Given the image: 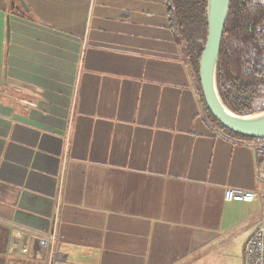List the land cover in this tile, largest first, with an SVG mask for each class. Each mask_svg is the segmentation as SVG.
<instances>
[{
    "label": "crops",
    "instance_id": "1",
    "mask_svg": "<svg viewBox=\"0 0 264 264\" xmlns=\"http://www.w3.org/2000/svg\"><path fill=\"white\" fill-rule=\"evenodd\" d=\"M24 2L0 0V264H242L264 200L224 191L264 192V143L208 125L165 0Z\"/></svg>",
    "mask_w": 264,
    "mask_h": 264
},
{
    "label": "trees",
    "instance_id": "2",
    "mask_svg": "<svg viewBox=\"0 0 264 264\" xmlns=\"http://www.w3.org/2000/svg\"><path fill=\"white\" fill-rule=\"evenodd\" d=\"M174 39L186 61L208 125L230 139H246L218 123L207 109L198 78L207 36V0H165ZM217 86L225 105L246 115L264 110V0H231L217 65ZM264 150V146L261 147Z\"/></svg>",
    "mask_w": 264,
    "mask_h": 264
},
{
    "label": "water",
    "instance_id": "3",
    "mask_svg": "<svg viewBox=\"0 0 264 264\" xmlns=\"http://www.w3.org/2000/svg\"><path fill=\"white\" fill-rule=\"evenodd\" d=\"M25 11L24 0H19ZM231 0H207V36L200 54L198 78L205 105L214 119L230 132L252 139H264V110L240 115L223 102L217 86V65ZM6 38H9L7 27Z\"/></svg>",
    "mask_w": 264,
    "mask_h": 264
},
{
    "label": "built area",
    "instance_id": "4",
    "mask_svg": "<svg viewBox=\"0 0 264 264\" xmlns=\"http://www.w3.org/2000/svg\"><path fill=\"white\" fill-rule=\"evenodd\" d=\"M23 102L33 106V103L29 101L24 100ZM224 198L226 200L240 198L247 202L253 201L256 198L264 200V192L261 190L247 191L241 188H226ZM40 243L47 246L49 241L45 239L41 240ZM23 251L26 252L27 249H23ZM242 264H264V215L260 219L254 233L245 242Z\"/></svg>",
    "mask_w": 264,
    "mask_h": 264
}]
</instances>
